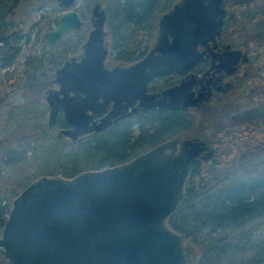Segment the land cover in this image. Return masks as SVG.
<instances>
[{"label":"water","instance_id":"obj_1","mask_svg":"<svg viewBox=\"0 0 264 264\" xmlns=\"http://www.w3.org/2000/svg\"><path fill=\"white\" fill-rule=\"evenodd\" d=\"M56 1L67 11L47 33L50 43L82 25L73 9L76 0ZM174 4L159 17L152 49L133 65L109 69L106 14L94 3L81 55L55 69L54 86L46 92L48 126L59 114L68 124L58 138L75 141L105 130L130 114L134 100L144 110L198 105L200 99L186 94L184 86L155 99L147 84L171 72L187 73L202 61L198 45L206 48L220 35L225 0ZM109 104L111 109L94 120ZM206 144L199 138H174L121 164L72 177L38 176L10 202L0 230L3 259L6 264H193L184 236L169 225V218L183 202L188 180L209 158Z\"/></svg>","mask_w":264,"mask_h":264},{"label":"trees","instance_id":"obj_2","mask_svg":"<svg viewBox=\"0 0 264 264\" xmlns=\"http://www.w3.org/2000/svg\"><path fill=\"white\" fill-rule=\"evenodd\" d=\"M86 1L99 2L105 10L113 59L130 62L144 54L154 41L158 16L178 0ZM224 5L223 28L258 51L259 71L255 67L252 74L263 104L240 112L238 123L214 137L210 159L188 180L169 225L188 240L193 264H264V0H225ZM49 7L61 11L56 0H0V65L25 61L24 71L13 73L18 95L10 105L0 104V230L12 198L38 176L72 177L121 164L191 128L186 118L165 114L132 125L120 121L78 141L57 138L56 131L67 124L59 116L48 126L44 97L68 49L59 48L61 41L50 43L32 18ZM87 27L84 22L82 29ZM238 106L234 103L224 116L239 111ZM224 116H212L205 127Z\"/></svg>","mask_w":264,"mask_h":264},{"label":"flooded vegetation","instance_id":"obj_3","mask_svg":"<svg viewBox=\"0 0 264 264\" xmlns=\"http://www.w3.org/2000/svg\"><path fill=\"white\" fill-rule=\"evenodd\" d=\"M76 3H77V0L75 2V7L73 9L79 14V12L75 9ZM94 3H93V5H94ZM93 5H92V7H93ZM173 5H175V4H171L166 11H164L162 14H160L158 16V20H159V17L162 16L164 13H166L168 10H170ZM92 7H91V9H92ZM101 8L104 10L102 5H101ZM224 8H225V5H224ZM60 10L63 12L62 14H64L67 11V10L62 9V8H60ZM104 12H105V10H104ZM79 16H80L81 21H82L81 27L79 29H74V30L69 31L66 35H68L70 33H75V31L78 32V30L82 29V26L84 24V19L80 14H79ZM227 16H228V12L225 9L224 22H226ZM58 20H59V18H58ZM158 20H157V29H156V35H155L154 41L151 43L148 50L144 51V54L141 57H139L133 61H130V62L117 61L116 59H113V57H112V60L114 63H107V58H108V55H109L111 50H110V45H109V41L107 38L108 31H107V26H106V22H105V32H106L105 43L107 44V48H108L107 56L105 59V65L110 69V68H113L116 66L127 67V66L133 65V64L137 63L138 61H140L152 49V47L155 43L157 31H158ZM90 23H91V10H90ZM57 24H58V21H57ZM223 25H224V23H223ZM223 27L220 30V35L215 40L208 42V45L206 48L202 47L200 44L198 45V50L204 51L202 61L200 63H198L197 65H195L194 67H192L187 73L178 74L175 72H171L168 74H164L162 76L155 77L151 81H149L147 84V90H146L147 93L153 95L155 97V99L162 97L163 92L165 90L184 86L187 88L186 94L187 93L191 94V96H192L191 98H193V99L194 98L200 99L197 106L187 107V108L179 107L178 109H172V110H167V111L159 110L157 108L152 109V110H150V109L144 110V109H142L141 106L138 107L139 100H134L129 105V108H128V111L130 114L125 116L124 118L119 119L114 124H116L120 121H125L128 125H132V124H136L137 121L145 120L148 117H151L154 115L155 116L156 115H165V114H175L177 116L179 115V116H182L184 118H187V115H190V114L192 115V113H197V114H200L202 116H208L209 118H211L212 116H219V112L221 110H222V112H224V110L228 109L229 107H232L234 105V103L238 102L243 97L244 92L247 90L248 84L250 83V86H251L253 83L257 82V76L252 74V70H254V68L256 67L255 72L257 73L259 71L258 66H255V65H257V59L259 58V54H258V51H256V50L254 51L252 48L246 47L245 45H243L239 35L229 34L224 29L225 27L224 28ZM91 29H92V23H91L90 30ZM52 30H54V29H52ZM90 30H89V32H90ZM49 31H51V30H49ZM89 32H88V34H89ZM88 34H87V37H88ZM66 35H64V37ZM231 35H234V37H231ZM87 37H86V39H87ZM62 39H60L59 41H61ZM86 39L84 40V42L86 41ZM84 42L81 44L79 51H75L72 53L68 52L63 63L56 68L61 67L65 61H68L72 57H79L82 53V46H83ZM54 43H56V42H54ZM55 69L53 70L52 75L54 74ZM53 86L54 85L52 82L51 87H49L48 89L52 88ZM47 90H46V92H47ZM45 96H46V93H45ZM44 99H45V97H44ZM235 100H237V101H235ZM132 108H137V109H136V111H132ZM109 109H111V104H109L101 112L95 113L93 116L94 120L98 121L100 118H102L109 111ZM59 116H62V115L59 114L58 117ZM47 120H48V117H47ZM219 120L220 119L216 120V122ZM114 124H112V125H114ZM53 126H51L50 128H52ZM63 128H68V124H67V127H63ZM63 128H60L56 132V135ZM187 131H184L181 134L174 136L172 138H169L167 140H171L174 138H178L180 140H183L186 138L202 139L203 141L207 142V144H206L207 149L206 150H207V152H210V156H211V153L214 150L213 146H212L213 138H211L207 134H197L195 136H190V135H188ZM100 132H102V131H100ZM90 134H94V133H90ZM88 135L89 134L84 135L82 137H79L75 141H78V140H80V139H82ZM61 138H66V137H61ZM67 139H69V138H67ZM167 140H164V141H167ZM70 141H72V140H70ZM164 141H162V142H164ZM162 142H160V143H162ZM160 143H158V144H160ZM155 146H153V147H155ZM153 147H151V148H153ZM206 150H205V152H206ZM205 152H202V153H205ZM210 156L207 160L202 161V164L204 162L208 161L210 159Z\"/></svg>","mask_w":264,"mask_h":264},{"label":"rangeland","instance_id":"obj_4","mask_svg":"<svg viewBox=\"0 0 264 264\" xmlns=\"http://www.w3.org/2000/svg\"><path fill=\"white\" fill-rule=\"evenodd\" d=\"M29 0H25V2H28ZM94 2L88 3L86 0H77L76 8L77 11L83 15L84 22L88 23V27L83 28L79 30L76 33H70L66 35L61 40V45H59V48L61 49H68L69 53L79 51L81 47V42L79 40L86 34H88L91 23H90V10ZM56 4V3H55ZM52 8L43 9L41 11H38L36 13H32V18L37 23V29L40 32V29L42 30V34L46 33L49 30L55 29L57 26V21L55 18L58 15H61L62 11H53L50 10ZM84 12V13H83ZM237 35V34H234ZM234 35H231V37H234ZM79 42V43H78ZM84 42V41H83ZM151 43L147 46L145 51L148 50ZM29 53V49H25V54ZM24 59H22L21 64L17 66H11L9 68L7 67H1L0 65V104L1 105H10L13 100H15L16 96L18 95L15 85L16 80L14 79L13 73H19L24 71ZM262 62H264V57L262 56ZM107 63H114L112 60V53L110 51ZM257 66V65H255ZM262 91L261 88L258 86V84L255 82L250 86V83L247 86V90L244 92L243 97L238 101L239 102V111L238 108L236 110L230 111V113L227 116H224L222 110L219 112L221 117L219 121L216 123H212L210 126L205 127L206 122L208 121V116H202L197 113H192V115H187V120L191 121L190 129L187 131L188 135L195 136L197 134H207L211 138L214 139V137L218 134L221 130H230L232 126L238 121H240V112H244L246 110H250L252 108H258L261 107L263 104V98L261 97ZM237 101V100H235ZM230 109L224 110V112H227ZM57 132V131H56ZM262 229L264 231V225L262 226ZM185 238V237H184ZM185 243L188 248H190V244L188 240L185 238ZM191 249V248H190ZM0 264H6L5 261L0 262Z\"/></svg>","mask_w":264,"mask_h":264}]
</instances>
